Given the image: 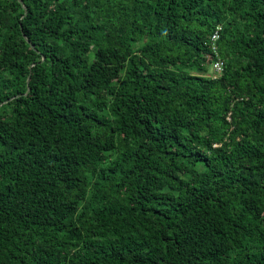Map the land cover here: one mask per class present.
<instances>
[{
    "label": "trees",
    "instance_id": "obj_1",
    "mask_svg": "<svg viewBox=\"0 0 264 264\" xmlns=\"http://www.w3.org/2000/svg\"><path fill=\"white\" fill-rule=\"evenodd\" d=\"M0 264H264V0H0Z\"/></svg>",
    "mask_w": 264,
    "mask_h": 264
},
{
    "label": "clouds",
    "instance_id": "obj_2",
    "mask_svg": "<svg viewBox=\"0 0 264 264\" xmlns=\"http://www.w3.org/2000/svg\"><path fill=\"white\" fill-rule=\"evenodd\" d=\"M220 64L222 65V61H218V62H216V63L213 65V67H214V68H217V69H220V68H221Z\"/></svg>",
    "mask_w": 264,
    "mask_h": 264
},
{
    "label": "water",
    "instance_id": "obj_3",
    "mask_svg": "<svg viewBox=\"0 0 264 264\" xmlns=\"http://www.w3.org/2000/svg\"><path fill=\"white\" fill-rule=\"evenodd\" d=\"M20 2H22V0H19ZM24 8H25V6H24ZM28 40V39H27ZM29 42H30V40H29ZM31 45L33 46V44L31 43ZM28 83H29V80H28ZM30 90V88H28V91ZM28 91H27V93H28ZM26 93V94H27ZM8 102V101H7Z\"/></svg>",
    "mask_w": 264,
    "mask_h": 264
},
{
    "label": "built area",
    "instance_id": "obj_4",
    "mask_svg": "<svg viewBox=\"0 0 264 264\" xmlns=\"http://www.w3.org/2000/svg\"><path fill=\"white\" fill-rule=\"evenodd\" d=\"M220 66H221V64H220Z\"/></svg>",
    "mask_w": 264,
    "mask_h": 264
}]
</instances>
